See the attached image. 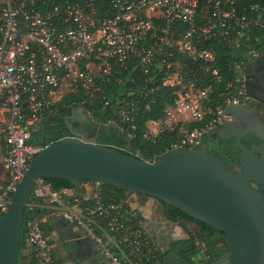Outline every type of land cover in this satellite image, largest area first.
I'll return each mask as SVG.
<instances>
[{"label":"built area","instance_id":"2783aa9c","mask_svg":"<svg viewBox=\"0 0 264 264\" xmlns=\"http://www.w3.org/2000/svg\"><path fill=\"white\" fill-rule=\"evenodd\" d=\"M240 1L0 0V109L8 114L0 219L42 149L27 143L31 133L55 114L53 106L66 94L80 93L74 107L110 108L120 124L134 129L139 102L127 96L145 99L159 88L173 90L175 99L164 119L147 122L144 133L148 142L176 135L165 151L196 147L204 135L229 122L226 107L250 101L246 67L264 54L249 45L242 51L239 42L251 28L264 31V3ZM219 44L230 57L226 68L233 77L210 106L208 95L222 80L216 65ZM114 80L120 86L115 101L107 91ZM85 184L90 191H84ZM100 186L83 183L68 195L38 178L25 211L37 209L63 220L110 264H160L130 199ZM24 229L32 264H54L47 220L30 217Z\"/></svg>","mask_w":264,"mask_h":264},{"label":"water","instance_id":"95a60500","mask_svg":"<svg viewBox=\"0 0 264 264\" xmlns=\"http://www.w3.org/2000/svg\"><path fill=\"white\" fill-rule=\"evenodd\" d=\"M226 110L235 119L247 112L246 106L231 105ZM91 120L83 107H73L62 117L69 136L42 147L29 162L0 219V264H17L26 204L32 200L38 178L68 180L74 187L95 182L159 201L165 220L187 233L181 222L168 215L170 207L223 234L226 251L215 264H264V155L241 144L244 127L227 122L204 135L196 147L171 149L153 161H143L99 145L95 136L88 137L84 124ZM109 127L123 136L117 125ZM229 138L242 161L238 172L205 147Z\"/></svg>","mask_w":264,"mask_h":264},{"label":"trees","instance_id":"16d2710c","mask_svg":"<svg viewBox=\"0 0 264 264\" xmlns=\"http://www.w3.org/2000/svg\"><path fill=\"white\" fill-rule=\"evenodd\" d=\"M253 3H264V0H241L240 4H253ZM254 39H257L258 42H255ZM241 45V50L244 51L247 45L254 47L256 50L261 53L264 52V31L249 29L239 40ZM228 56L226 50L222 48L219 44L216 48V65H218L222 80L219 84H215L212 92L208 95L209 103L208 105L212 106L215 99L218 97L220 91L224 87V84L227 83L232 77L233 72L228 71L226 64L228 62ZM125 77V73L122 75V80ZM120 86L114 80L110 85L107 86V91L111 94L112 100L115 101L117 98ZM80 93H69L66 94L63 99L53 106L55 114L49 119L41 122L38 127L39 130H34L28 140V144L33 146L44 147L47 144H54L58 142L61 138L69 136L67 130L57 132L58 128L63 126L62 117L68 115L71 112V109L74 107L72 103H77L80 100ZM129 100H137L139 102L137 115L133 121L134 129H130L126 124H120L115 118L112 109L110 108H96L90 109L86 108L87 112L92 116L93 119H97L101 126H104L99 130L97 141L101 143L99 145L113 149L119 153H122L126 156L143 160V161H153L158 155L163 153L167 148H170V145L176 140V135L165 134L160 140L155 142H148L144 138V133L146 131V123L149 121H159L164 119L165 111L167 107L173 105L175 96L173 95V90L168 88H159L151 96L144 98H139L138 94L134 93L133 95L127 96ZM113 101L112 105L114 106L115 102ZM147 106V108L145 107ZM53 124V125H51ZM110 124H115L117 127L123 131V136L118 135L117 131L109 127ZM198 124H191L190 128L198 127ZM222 149L226 150L223 141L219 142ZM53 187L54 190H78V186L74 187L71 182L68 180L60 179H51L47 180ZM88 183L81 182L80 184ZM5 182L3 183V185ZM100 189L103 191L113 190L118 195L119 199L126 201L130 195L133 193L111 187L106 185H101ZM138 197L146 198L144 196L135 194ZM156 201V200H155ZM161 209V214H163V205L156 201ZM126 207V204L123 205V208ZM43 211L34 210L33 212L25 211L23 222L21 225L20 231V243H19V254L17 264H32L31 254L26 252L27 248L25 246L26 236H25V222L30 217H38L42 215ZM168 215L171 218L176 219L182 224L189 222L195 224L200 231V242L203 244L205 253L204 258L199 260L200 264H215L219 257L225 253L226 246L224 243V236L222 233L215 231L207 225L195 222L191 218L187 217L177 209L173 207L169 208ZM165 230L169 232L172 228V223L166 221L164 226ZM50 230V228H49ZM171 242H169L167 249L162 255L156 252L157 258L160 260V264H165V258L167 254L173 253L178 249H185L188 251L187 256L189 257L196 252V246L193 242L192 236L184 231L179 226H174L173 233L171 234ZM186 259V257H185ZM54 264H60L54 261Z\"/></svg>","mask_w":264,"mask_h":264},{"label":"crops","instance_id":"0c3cea01","mask_svg":"<svg viewBox=\"0 0 264 264\" xmlns=\"http://www.w3.org/2000/svg\"><path fill=\"white\" fill-rule=\"evenodd\" d=\"M255 75L254 69L250 70L246 68L244 72L245 82L247 84L251 83ZM247 93L251 99L255 100V102L257 101L254 94H251V92L249 93V91H247ZM7 121V112L0 109V127L4 128ZM86 135L89 136L87 133ZM2 138L3 132L0 139V186L6 179V172L1 157L3 147ZM90 190L91 186L85 184L84 191L88 192ZM67 194L71 195L72 191L67 190ZM133 208L141 216L146 234L155 244L158 253L162 255V253H164L167 249L169 242H171V234L173 233L174 226L177 225L172 224L171 230L167 232L164 228L166 220L165 217L162 216L161 211L159 212L158 210H155L152 214V209L150 207L146 209V207L135 205ZM41 216L44 220H47L50 228L52 239V259L54 261L60 264H102L103 260H99L100 255L97 247L90 240L85 238L81 232L72 228L63 220L48 217L45 213ZM190 224L193 226H189L186 223L183 225L193 238V242L196 246V252L190 255V261H187L185 257H188V251L185 249H178L175 252L166 255L165 264H200L199 260L204 258L205 249L203 244L200 242L199 228L193 223Z\"/></svg>","mask_w":264,"mask_h":264},{"label":"flooded vegetation","instance_id":"af4514ba","mask_svg":"<svg viewBox=\"0 0 264 264\" xmlns=\"http://www.w3.org/2000/svg\"><path fill=\"white\" fill-rule=\"evenodd\" d=\"M247 69H254L255 76L253 77V81L251 83L245 84V93L247 96L251 92V94L255 95V100L250 98V101L246 103L247 112H243L238 118H234L229 121L231 125L240 128L244 127L243 132L240 134L241 144L249 149L250 147L257 148L261 151V156L264 155V55H260L255 61L251 62L247 67ZM79 118V117H78ZM77 118V119H78ZM92 121L94 119L92 118ZM227 123V122H226ZM53 125V124H51ZM85 125V134L87 133L90 136H95L96 141L98 138L99 130L101 129V125H97L96 128L92 129L91 122ZM63 126L59 127L57 132L63 131ZM67 137V136H66ZM62 139V138H61ZM220 141L225 142L224 146L226 150H223ZM218 144H207L205 147L211 150V152L220 159L223 157L227 166L235 171L238 172L239 168L242 164V161L239 162V151L236 143L232 138L220 140ZM100 144V141H97ZM257 152V151H255ZM223 160V159H222ZM261 171L264 172V169ZM251 187L258 190L259 187L251 184ZM264 196V193H261Z\"/></svg>","mask_w":264,"mask_h":264},{"label":"rangeland","instance_id":"374dc122","mask_svg":"<svg viewBox=\"0 0 264 264\" xmlns=\"http://www.w3.org/2000/svg\"><path fill=\"white\" fill-rule=\"evenodd\" d=\"M89 116L91 117L90 114H89ZM87 123H88V122H87ZM88 124H89V123H88ZM98 124L101 125V124L98 122L97 119H94V121L91 120L92 129L96 128ZM3 129H4L3 127H0V139H1V136H2ZM0 144H1V142H0ZM1 155H2V153H1ZM221 159H223V161L226 162V160H225L223 157H222ZM226 163H227V162H226ZM227 164H228V163H227ZM129 199H130V203H131L132 208H133V206H135V205H138V206H141V207H146V209H147L148 207H150V208L152 209V214L154 213L155 210H156V211L158 210L159 212L161 211L159 204H158L155 200H153V199H150V198H142V199H140V198L137 197V196H129ZM140 200H142V201H140ZM149 210H150V209H149ZM149 210H148V211H149ZM186 224L189 225V226H193V225L190 224L189 222H186Z\"/></svg>","mask_w":264,"mask_h":264}]
</instances>
